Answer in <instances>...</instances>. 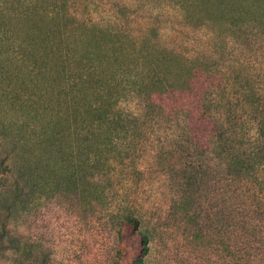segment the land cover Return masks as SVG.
<instances>
[{"label": "rangeland", "instance_id": "1", "mask_svg": "<svg viewBox=\"0 0 264 264\" xmlns=\"http://www.w3.org/2000/svg\"><path fill=\"white\" fill-rule=\"evenodd\" d=\"M137 1L122 48H151L170 79L154 94L176 106L109 160L106 183L74 149L38 22L0 42V264H117L129 214L147 238L136 264H264V0Z\"/></svg>", "mask_w": 264, "mask_h": 264}, {"label": "trees", "instance_id": "2", "mask_svg": "<svg viewBox=\"0 0 264 264\" xmlns=\"http://www.w3.org/2000/svg\"><path fill=\"white\" fill-rule=\"evenodd\" d=\"M135 2L0 0L1 43L9 40L11 47L16 48L23 23L30 24L27 29L32 31V22H38L41 57L45 65L54 64L59 95L69 96L75 125L74 149L79 156L86 148L91 180L101 177L104 182L111 164L109 160L133 155L135 150L127 145L128 141L136 139L137 132H142L140 128L155 113L160 119L170 120L176 106L165 104L160 95L154 94L156 86L170 79L160 69L161 59L151 48L145 44V48H122L134 43L125 29L136 15L137 8L127 10ZM131 99L142 100V112L119 106L120 101ZM184 119L190 121L193 115ZM258 125L261 127L259 135H264L261 120ZM192 137L197 136L193 134ZM230 163L235 170L245 172L242 161L231 159ZM189 165L192 167L191 163ZM139 226L138 218L132 214L125 216L118 225L116 231L121 244L117 264H136L137 254L147 240Z\"/></svg>", "mask_w": 264, "mask_h": 264}]
</instances>
